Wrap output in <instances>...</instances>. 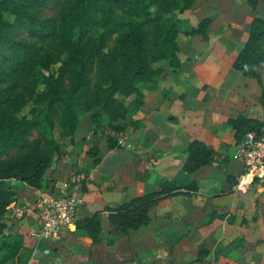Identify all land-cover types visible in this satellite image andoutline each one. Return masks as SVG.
<instances>
[{
    "label": "crops",
    "instance_id": "0c3cea01",
    "mask_svg": "<svg viewBox=\"0 0 264 264\" xmlns=\"http://www.w3.org/2000/svg\"><path fill=\"white\" fill-rule=\"evenodd\" d=\"M254 16L264 18V0H257L255 10L249 0H195L181 14L193 27L209 17L207 39L179 36L181 66L164 64V74L146 85L142 105L123 122L129 146L110 147L109 131L95 133L90 115L82 118L73 141L58 134L63 155L49 168L46 186L18 182L17 201L59 192L72 173L83 172L87 181L67 188L84 203L61 240L42 244L28 264H264V177L255 178L247 193L234 189L244 164L234 157L240 141L229 123L237 116L264 120V64L258 67L263 86L233 66ZM195 139L213 149L214 158L189 174L184 166ZM93 148L97 156L89 153ZM164 180L182 188L158 201L146 226L122 235L107 207L154 193ZM97 212L102 240L94 243L77 222ZM36 224L30 212L13 222L11 232L32 249L28 230Z\"/></svg>",
    "mask_w": 264,
    "mask_h": 264
},
{
    "label": "trees",
    "instance_id": "16d2710c",
    "mask_svg": "<svg viewBox=\"0 0 264 264\" xmlns=\"http://www.w3.org/2000/svg\"><path fill=\"white\" fill-rule=\"evenodd\" d=\"M249 2L255 10L257 0ZM194 3L0 0V264H28L33 253L20 234L11 232L13 222L6 216L7 206L17 200V183L45 187L49 168L63 155L58 134L73 141L87 115L94 132L109 131V146L118 147L111 132L125 129L123 122L143 103L146 85L160 79L164 64L181 66L180 34L207 39L209 17L197 27L180 17ZM263 64L264 18L254 16L233 66L263 86L258 71ZM131 95L136 98L127 104L125 98ZM261 102L264 106V88ZM229 123L238 142L248 131L264 126V120L244 116L230 118ZM89 153L97 156L99 151L93 148ZM213 156V149L195 139L184 170L191 174L211 164ZM180 188L164 180L154 193L107 207L109 221L122 235L144 227L158 201ZM77 228L100 242V212L79 219Z\"/></svg>",
    "mask_w": 264,
    "mask_h": 264
},
{
    "label": "built area",
    "instance_id": "2783aa9c",
    "mask_svg": "<svg viewBox=\"0 0 264 264\" xmlns=\"http://www.w3.org/2000/svg\"><path fill=\"white\" fill-rule=\"evenodd\" d=\"M118 147L129 146V136L123 131L112 133ZM234 157L244 164V170L234 185L236 191L247 193L255 178L264 177V126L259 131H248L237 144ZM88 177L83 172L70 175L68 185L81 186ZM59 192H41L29 202L12 201L7 206L6 216L11 222L20 221L27 214L37 216V224L28 230V235L34 238L32 257L34 259L42 244L56 243L63 237L65 231L75 224L76 213L84 203V198L71 192L68 188ZM44 253H51L46 248Z\"/></svg>",
    "mask_w": 264,
    "mask_h": 264
},
{
    "label": "rangeland",
    "instance_id": "374dc122",
    "mask_svg": "<svg viewBox=\"0 0 264 264\" xmlns=\"http://www.w3.org/2000/svg\"><path fill=\"white\" fill-rule=\"evenodd\" d=\"M184 13V12H183ZM186 14H184V16H185ZM180 16H181V14H180ZM210 26V25H209ZM208 29H209V27L207 28V31H208ZM181 35V37L180 38H185L186 39V34H184V33H182V34H180ZM183 41H184V39H183ZM54 68H56V67H54ZM12 156H13V153H12Z\"/></svg>",
    "mask_w": 264,
    "mask_h": 264
}]
</instances>
